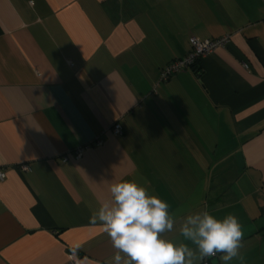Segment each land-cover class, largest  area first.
<instances>
[{
	"label": "crops",
	"instance_id": "crops-1",
	"mask_svg": "<svg viewBox=\"0 0 264 264\" xmlns=\"http://www.w3.org/2000/svg\"><path fill=\"white\" fill-rule=\"evenodd\" d=\"M224 37L159 81L192 38ZM0 172V264H75V245L105 264L89 218L120 180L168 202L165 239L232 213L244 264H264V0H0Z\"/></svg>",
	"mask_w": 264,
	"mask_h": 264
},
{
	"label": "clouds",
	"instance_id": "clouds-1",
	"mask_svg": "<svg viewBox=\"0 0 264 264\" xmlns=\"http://www.w3.org/2000/svg\"><path fill=\"white\" fill-rule=\"evenodd\" d=\"M169 208L167 201L135 180L112 183L109 197L89 218L110 239L113 253L105 264H202L218 254L222 264H244V232L236 215L217 218L207 209L190 212L182 218L177 241L163 236L177 219ZM80 248L70 249V259L86 264L88 257H79Z\"/></svg>",
	"mask_w": 264,
	"mask_h": 264
},
{
	"label": "built area",
	"instance_id": "built-area-1",
	"mask_svg": "<svg viewBox=\"0 0 264 264\" xmlns=\"http://www.w3.org/2000/svg\"><path fill=\"white\" fill-rule=\"evenodd\" d=\"M227 41H228V37H224L221 39H216V40L206 41V42L201 43L192 38L190 40L189 52L183 58L175 60L171 62L170 64H168L166 67H164L160 71L159 81L166 82L171 77H173L175 74L184 72L190 69L197 63V61L200 58L213 52L215 49L224 46ZM111 132L115 136H121L123 134L122 128L118 124L112 125ZM95 145L100 146L101 142L96 141ZM88 149H89L88 146H84V147L77 149L73 153V159L79 160ZM63 161L64 162L67 161V157H63ZM21 170L28 171V166H22ZM4 178H5L4 174L0 172V181H3ZM70 256H71V253L68 256L69 260L71 261L74 260V259H70ZM208 262L209 260L208 258H206L202 264H208Z\"/></svg>",
	"mask_w": 264,
	"mask_h": 264
},
{
	"label": "water",
	"instance_id": "water-1",
	"mask_svg": "<svg viewBox=\"0 0 264 264\" xmlns=\"http://www.w3.org/2000/svg\"><path fill=\"white\" fill-rule=\"evenodd\" d=\"M236 161H237V165L240 171H242L244 169V163H243V159L241 157V154H237L236 155Z\"/></svg>",
	"mask_w": 264,
	"mask_h": 264
},
{
	"label": "trees",
	"instance_id": "trees-1",
	"mask_svg": "<svg viewBox=\"0 0 264 264\" xmlns=\"http://www.w3.org/2000/svg\"><path fill=\"white\" fill-rule=\"evenodd\" d=\"M197 77H200V74H197Z\"/></svg>",
	"mask_w": 264,
	"mask_h": 264
}]
</instances>
